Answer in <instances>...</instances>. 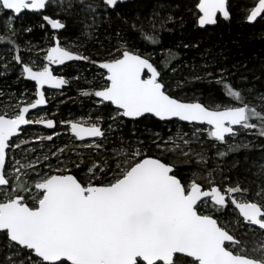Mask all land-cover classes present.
Listing matches in <instances>:
<instances>
[{
    "label": "snow or ice",
    "instance_id": "obj_1",
    "mask_svg": "<svg viewBox=\"0 0 264 264\" xmlns=\"http://www.w3.org/2000/svg\"><path fill=\"white\" fill-rule=\"evenodd\" d=\"M123 2L102 0L105 14ZM48 4L49 0H0L8 34L0 32V45L14 53L12 59L21 65L23 75L34 81V99L10 113L0 112V248L7 250L0 256V264H264V254L249 255L245 242L215 215L230 204L238 212L236 223L245 225V234L251 228L264 235V191L257 193L260 199L255 200L238 183L217 185L215 170L206 178L189 180L181 175L175 160L152 155L144 141L138 140L140 146L129 143L127 151H101L102 143L93 138H108L102 117L60 122L75 140L96 150L91 159L75 161L50 151L34 159L26 156L27 162L21 163L16 152L25 142L21 133L28 131L27 126L56 127L53 119L32 110L46 105L45 86L61 89L67 83L52 67L67 61H89L98 66L105 83L83 94L94 95L98 104L114 106L115 116L110 118L117 126L125 118L137 122L149 117L193 126L191 134L178 132L167 139L156 133L152 143L158 149L165 150L171 143L174 151L179 147L177 140L190 145L191 136L204 131L213 142L226 143V138H235L240 129H256L254 119L260 121L259 135L264 136V114L249 107L242 92L222 75L214 78L226 89L228 99L214 103L224 107L182 100L171 93L161 70L134 43L118 41L109 50L108 59L96 61L56 39L46 50V62L34 70L19 54L12 38V21L32 12L41 15L51 29H64L61 19L43 14ZM195 8L200 28L215 25L218 14L230 18L227 0H195ZM83 11L97 13V8L89 5ZM258 17L264 19V0H257L246 20L254 22ZM95 19L93 15V22ZM149 23L151 31L143 26L137 29L135 24L130 27L142 40L155 44V24ZM206 75L212 77L213 73ZM112 128L113 124H108L107 130ZM39 139L52 141L53 135ZM235 150L237 147L229 148ZM59 151L63 153V148ZM182 155L186 159L180 164L192 163L189 151H182ZM200 162H205L202 156ZM69 164L75 168L83 165L87 179L73 173ZM200 179H206V184Z\"/></svg>",
    "mask_w": 264,
    "mask_h": 264
},
{
    "label": "rangeland",
    "instance_id": "obj_2",
    "mask_svg": "<svg viewBox=\"0 0 264 264\" xmlns=\"http://www.w3.org/2000/svg\"><path fill=\"white\" fill-rule=\"evenodd\" d=\"M256 2L257 0H240L241 4L237 2L230 4L228 8L230 12V18L228 21H230L233 17L236 18L235 20L240 19L238 17L240 16L242 21L247 22L246 16L250 13L251 8ZM50 4L52 7L63 9L65 7H71L73 1L52 0ZM78 4L83 7L82 9H86L89 5L96 6L99 17L102 13H105L103 4H99L95 0H79ZM109 11L113 10L109 9L107 13H109ZM26 14L28 13H25L12 21L15 29V38L17 39L15 42L19 46V54L23 58L24 62L30 64V66L33 68L38 69L42 63L40 62L39 58L35 57L38 53L37 49L40 46H47L48 48L49 40L44 38L42 42H35L33 38H29L26 40L24 45L20 44L19 30L21 25H24L23 20ZM170 16L171 15H169V17ZM148 20L154 22L156 31L160 30L159 26H161V24L156 22L158 20L154 17V13L148 16ZM15 22L16 26L14 25ZM4 24V17L2 14H0V32L5 31ZM42 25H45L44 22L40 24L41 28L43 29ZM143 28L148 31L147 26H143ZM239 38L241 41L237 44L239 47L235 48L233 51L240 52V54L237 56L236 63L229 66L232 70H230L227 66H217L216 60L214 62L212 58V53L218 54L220 51L223 52L225 49L228 50L226 46L229 43L221 42L223 37H219L218 39L205 38L202 40V42H199L201 44L199 47L192 46L193 49H199V54L196 55L194 53V57L198 56V59H201V61L197 64V59L194 58V62L191 63L190 66H188L187 63L183 65V61H181L183 58L180 55L179 61L181 62L177 69L181 70L182 73L185 74L186 78L190 79L191 81L198 79L196 77H207L212 78L213 80L215 79L214 77H220L222 75L224 81L230 82V84L233 85L236 90H240L242 92V95L244 96L249 107H254L258 112L264 114V75H262V72L264 73V28L241 33L239 34ZM249 40H252L253 43L258 45L257 50H249L247 47H240V44H242L243 41ZM186 41H190L189 33H178L177 38H174L170 44L168 43L171 45L170 47L164 48L162 50L155 49L149 53V56L150 58L154 59L161 57L166 53L173 51L175 49L174 47L183 48V45L186 43ZM191 44L196 45V42L191 41ZM175 51L177 52L176 49ZM243 51L250 53L246 52L248 55L244 56ZM251 53H253L252 56ZM0 55V59L2 60V68L5 67L6 62L7 65L11 64L12 62L15 63V60L12 59L14 53L12 51H5L2 45H0ZM253 56L254 59H256V63H258L256 71H254L253 67H251L248 72L237 71L241 66L242 68L252 66L250 63H253ZM188 67H190V69H188ZM213 68L215 70H213ZM177 69L174 68V71L176 72ZM71 70L75 78H73L74 81L80 79L78 80L79 82L83 81L81 84H83L85 81L93 84H100V80L98 78L99 75H91L89 77L91 73L90 68L87 66H74ZM208 72L213 73V76H207L206 73ZM18 73L19 76L17 77V80L22 79L23 74L21 66ZM166 84L170 85V91L174 96H177L178 98L185 101L197 102L203 100V102L210 107L222 108L225 105L216 104L214 102L228 99L227 95H220L219 97L211 98L203 95V93L199 91H186L185 81L178 82L167 80ZM15 86L17 87V90L8 92L9 95H5L7 98H5L3 101H0V112L10 113L14 111L17 105L19 106V104L26 102L29 97L33 96L32 88L30 86H25L21 83L19 84L18 82H16ZM1 97L2 94H0V99ZM98 112V109H91V111L88 112V116L95 120L93 115ZM99 114L101 113L99 112ZM41 116L47 118L46 113H43ZM77 118V120H87L81 116H78ZM252 122L260 125V121L257 119H254ZM114 129L115 128H112L111 130L113 131ZM193 131V126H183L181 123H175L168 125L166 132L153 130L152 128H146V130L142 131L141 133L133 131L134 134H132L134 137L125 141V143L127 142V145L123 147L113 143L108 144L104 141L98 142L102 143L103 145L101 151L107 149L108 152L111 153L115 152L118 148H123L125 151H127L129 143H131L133 146H140L138 144V140L144 141L148 147H151L152 155L160 156L161 158L168 157L172 160H175L183 171L182 174L185 178H188L189 180L201 177L206 178L209 171L215 170L213 176L217 185L228 186L229 183H238L240 186L248 190L249 198L259 200L260 197L257 195V193L264 191V136L256 133V129H240L239 134L235 138H226V143H220L213 142L207 136L206 131L203 133L197 132L195 136H191L190 145H185L182 140H177L176 143L179 145V147L174 151L172 150L173 145L171 143L165 150L156 148V146L152 143V139L156 133H159L161 137L167 139L169 136H175L178 132H187L191 134ZM41 136L46 135H44L42 132L31 131L26 132L21 137V140L25 142L21 144V149H18L16 152L17 158L21 161V163L27 162L25 159L26 156H30L34 159L35 156L40 155L41 153H48L50 151H55L57 156L70 157L71 160L78 161L83 159L87 161L92 158L90 154L94 155L96 151L94 148L89 149L84 147L83 144H77L74 142L71 143L66 139H63L60 142H53L54 138L52 141H41L39 139ZM187 138L189 137H186V139ZM121 142H124V140H121ZM223 144L237 147L236 153L233 156L228 157L226 161H222L216 152V149L218 147H222ZM32 148L35 149L34 152L30 151ZM61 148H63V153L59 151ZM145 151H147V147H145ZM182 151L190 152L192 157L191 164L179 163L180 160L186 159V157L182 155ZM201 156L205 162L197 163ZM68 166L73 172H76L77 169H79L75 168L72 164H69ZM81 168H83V165H81ZM227 169L231 171V175ZM22 171H31V169H22ZM44 171H47V169H44ZM87 176L88 173L86 171L78 174V177H81L85 180L87 179ZM200 181L202 184H206V179H200ZM217 216H219L220 219L226 224L230 232H233L237 237L245 242L244 246L247 249L249 255L260 256L261 254H264V235H261L258 231H254L251 228H249L245 234V225H243V223H236V221L239 219L238 212L231 205L227 210V214ZM6 251V249L0 248V256H3Z\"/></svg>",
    "mask_w": 264,
    "mask_h": 264
},
{
    "label": "trees",
    "instance_id": "obj_3",
    "mask_svg": "<svg viewBox=\"0 0 264 264\" xmlns=\"http://www.w3.org/2000/svg\"><path fill=\"white\" fill-rule=\"evenodd\" d=\"M72 1L73 4L71 7H65L63 9L52 7L50 4L47 8L46 14L63 20L67 27L66 35L71 36L72 39H74V42H77L79 49L85 51L86 55H91L95 60L104 58V50L106 48L114 47L118 41H121L122 44L134 43L143 55L150 57L149 53L151 51L155 49L162 50L170 47V42L174 38H177L178 33H189L190 41H186L183 48H176L172 46L177 50V52L174 49L170 53H166L165 55L156 58L155 61L163 64L166 68L165 73L167 74V80L178 82L185 81L186 91H199L203 93V95L211 98L226 95V89L222 88L221 84L217 82V79L212 80V78L201 77L191 81L186 78L185 74L182 73L181 70L177 69L181 61H183V65L187 63L188 66L194 62V58L197 59V64L201 61V59H198V56L194 57V53L196 55L199 54V49H193L192 46L199 47L201 45L199 42H202L205 38L218 39L219 37H223L221 42L229 43L226 46L228 50L225 49L223 52L220 51L218 54L212 53V58L214 62L216 60L217 66L223 65L229 67L231 64L236 63L237 56L240 54V52L233 51L235 48L239 47L237 46L238 42H241L239 34L264 28V19L259 20L254 25H249L248 23L242 21L241 17L238 16L240 19L235 20L236 18L233 17L228 22L219 21L215 27H208L204 30L199 29L196 27L197 12L195 11V2L192 0H135L131 3L118 5L115 11H109L107 14L102 13L100 17L97 13L92 14L83 11V7L78 4L79 0ZM95 1L102 4V0ZM235 2L240 3V0H229V5ZM152 13H154V17L158 20L156 22L163 24V27L161 28V26H159L160 30L156 31L158 42L155 44L142 40L140 33L130 27L133 24L136 25L137 29L141 26H147L148 31H151L152 27L149 26L152 25L148 23V16ZM93 15L96 17L95 22H93ZM169 15H171V19H168ZM125 21H127V24ZM23 23L24 25H21L19 30V42L21 45L25 40L29 38L37 39L44 36V34L48 31V27L45 23L43 29L40 26V24H42L41 15L26 14L24 16ZM14 25L16 26V22ZM27 29L31 30L28 31ZM117 33H119V36ZM7 35V32H5L6 37ZM12 38L17 41L15 36ZM191 41L196 42V45L191 44ZM185 45H187V47H185ZM240 45V47H247L249 50H257L258 48V45L253 43L252 40L243 41ZM243 52L244 56L248 55L246 54L247 51ZM252 54L253 53H251V56ZM180 55L183 58L181 61H179ZM252 61L253 63H250L252 66L246 68H242L241 66L238 70H236L240 72H248L250 68L253 67L254 71H256L258 63H256L254 56ZM20 66L21 65H17L16 62H12L7 65L6 69L5 67L2 68V60L0 59V94H2V97H5V95H7L10 91L17 90V87L15 86L16 82L25 86L29 85L22 79L17 80ZM174 68L177 69L176 72L173 71ZM188 69H190V67H188ZM229 69L232 70L230 67ZM213 70L215 69L213 68ZM262 75H264L263 72ZM82 82L83 81H80L79 83L81 84ZM80 101L81 97L80 95H77L72 102L63 105V113L71 111L72 115L77 114L81 107L79 104ZM201 102H203V100H201ZM110 111L111 108L109 106H103L99 109V112L102 115H106V118L107 115L110 114ZM175 123L177 122L173 121L169 123H161L153 117L141 118L133 125L131 122L125 121L118 126L119 130L117 132H111V135L113 136H110L109 143L123 147L127 145V142L125 143V141L134 137L133 131L141 133L146 130V128H152L153 130L166 132L167 126ZM132 126H134L133 129H131ZM118 132L119 134L116 136ZM256 133L259 134V125L256 128ZM121 140H124V142H121ZM230 147L233 146L223 144L222 147H218L216 149V152L222 161H226L228 157L233 156L236 153V150L229 151ZM221 153L225 154L220 155ZM81 169H77L75 172L77 176L79 173L83 172ZM228 171L231 175V171ZM182 172L183 171L181 170V175L183 176Z\"/></svg>",
    "mask_w": 264,
    "mask_h": 264
},
{
    "label": "flooded vegetation",
    "instance_id": "obj_4",
    "mask_svg": "<svg viewBox=\"0 0 264 264\" xmlns=\"http://www.w3.org/2000/svg\"><path fill=\"white\" fill-rule=\"evenodd\" d=\"M132 2H134V1H132ZM126 3H131V2H126ZM126 3H121V4H126ZM228 8H229V2H228ZM195 11L197 12L196 8H195ZM46 12H47V9L45 10V12H43V14L47 15ZM25 13L36 14V13H32V12H25ZM25 13H23V14H25ZM37 15H39V14H37ZM48 16L51 17V18H54V19L57 18V17H53L52 15H48ZM19 17H17V18H19ZM261 20H263V19H261ZM41 21L46 24V26L48 27V31L44 34V36H41V37H39L37 39L33 38L35 42L36 41L37 42H42V40L44 38H47L49 40V45L48 46L51 47V46L54 45L55 40L59 39V42H60V44L62 46L69 47L74 52H78L81 55L89 57L90 60H95L91 55H86L85 51H83L82 49H79V46H78L77 42H74V39H72L71 36L66 35L67 27H65L64 29H60V30H53V29H51L50 25H48L47 22L43 20L42 16H41ZM219 21L228 22V19H222V17L219 15L218 19H217V24H218ZM62 22H64V21L62 20ZM196 27L201 29L200 27H198L197 23H196ZM206 28H208V27H206ZM202 30H204V29H202ZM25 42H26V40L24 42H22V44L24 45ZM119 42L121 43V41H119ZM114 47L106 48L104 50V53H105L104 54L105 55L104 58H101L100 60H96V61H102V60L108 59L109 58L108 52H109L110 49H114ZM37 50H38V53H37V55L35 57L39 58L41 63H45L46 61L43 60V57L46 54L47 46L46 47L45 46H42V47L40 46ZM150 60L155 66L158 67V70H161L162 76L164 77V82L166 84V81H167V78H166L167 74L165 73L166 68L164 67L163 64L159 63L158 61H155L154 58H150ZM74 66H83V67L87 66V67H89L90 68V73H91L89 75V77L91 75H99L98 78L100 80V84L99 83L98 84H93V83H90V82H87V81H85L83 84H80L78 79L75 80L76 81L75 82L73 80L74 75H73V72L71 70ZM52 67L55 70V74L62 76L67 81V83L61 89L45 88L44 91H45L46 100H47L46 105L41 106L40 109L32 110V113H39L41 115L43 113H46L47 114V118L46 119H53L56 122V127L54 129H47L43 125H30V126H27L28 127V131L27 132L38 131V132L44 133V135L52 134L54 136L53 137L54 138L53 142H60L63 139H66L67 141L69 140L71 143L74 142V143H77V144H83V142L75 140V138L71 135V132L68 130L67 126L61 124L60 122L61 121H67V120H77L78 116H81V117H83L85 119H89V116H88L89 113L88 112L91 111V109H98L99 110L103 106H109L111 108L110 114L107 115V118H106V115L99 114V112L95 113L93 115L94 116L93 118L96 119L97 116L103 118L102 127L107 131V137H108L107 140H103L104 142L110 144L109 143L110 136H113V135H111V132H117L119 130L118 126L121 123H123L125 121L131 122L132 125L135 123V122L127 120L125 118L124 121L119 123V125L117 126L116 122L113 121L110 118V116H115V112L113 111L114 106L105 105V104H98L96 102L98 98H96L94 95L86 96V95L83 94L84 92H93L94 90H97L99 87H101L105 83L103 81V79L101 78L100 74H99L101 70L98 68L97 65L92 64L89 61H71V62H66L64 65H60V66L53 65ZM34 70H35V68H34ZM22 80L25 83H28L29 84L28 86H30L32 88L33 96L29 97V99L26 100V102H27L30 99H34V81L28 80L24 75H22ZM77 95H80V97H81V101L79 103L81 105V107L79 109V112L77 114H75V115H72L71 111H67L66 113L64 112L66 114L65 115L63 113L64 109L62 108L63 105H65V104H67L69 102H72L73 99ZM5 98H7V97H1L0 101H3ZM198 102H201V101H198ZM22 105H23V103L19 104V106H22ZM17 107H18V105H17ZM117 119H119V118H117ZM171 122H173V121H171ZM174 122L181 123L179 121H174ZM166 123H169V122H166ZM108 124H113V128H115V129L113 131L112 130H107ZM181 124L183 126L184 125H186V126L189 125V124H183V123H181ZM190 126H192V125H190ZM133 128H134V126L131 127V129H133ZM24 134L25 133H21V137ZM118 134H119V132L116 134V136ZM93 139H96L97 141H100L99 138H93ZM79 169H81V168H79ZM73 173H75V172H73ZM229 206H230V204H229ZM229 206L226 209H221V211L219 213H216L215 215L217 216V215H225V214H227V210L229 209ZM227 244H229V243H227Z\"/></svg>",
    "mask_w": 264,
    "mask_h": 264
},
{
    "label": "water",
    "instance_id": "obj_5",
    "mask_svg": "<svg viewBox=\"0 0 264 264\" xmlns=\"http://www.w3.org/2000/svg\"><path fill=\"white\" fill-rule=\"evenodd\" d=\"M51 1H52V0H49V4L51 3ZM132 1H135V0H124L123 3H126V2H132ZM193 1H195V0H193ZM228 2H229V0H227V5H228ZM49 4H48V5H49ZM47 7H48V6H47ZM47 7H46V9H47ZM46 9H45V10H46ZM45 10H43V12H45ZM22 14H23V13H22ZM22 14H21V15H22ZM21 15H20V16H21ZM218 16H219V14H218ZM220 16H221V15H220ZM221 17H222V16H221ZM222 19H224V18L222 17ZM259 20H261V18L258 17L256 21H254V22H248V21H247V23H248L249 25H254V24L257 23ZM216 25H217V23H216L215 25H208V26H205V28H206V27H215ZM205 28H201V29H205ZM67 62H71V61H67ZM45 88H48V87L45 86ZM155 119H156V118H155ZM156 120H157V119H156ZM158 121H159V120H158ZM159 122H161V123H166V122H171V121H159ZM181 123L186 124L185 122H181ZM189 125H190V124H189ZM205 127H206V126H205ZM236 127H238V126H236ZM225 243L227 244V243H229V242L226 241Z\"/></svg>",
    "mask_w": 264,
    "mask_h": 264
}]
</instances>
